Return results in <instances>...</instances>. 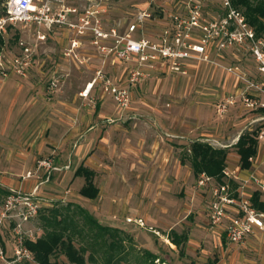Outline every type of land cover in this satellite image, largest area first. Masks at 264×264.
<instances>
[{"label":"rangeland","instance_id":"obj_1","mask_svg":"<svg viewBox=\"0 0 264 264\" xmlns=\"http://www.w3.org/2000/svg\"><path fill=\"white\" fill-rule=\"evenodd\" d=\"M6 1L0 0V19L5 17ZM253 2L264 3V0ZM34 3L39 6L47 3L54 17L60 11H72L73 16L70 18L68 13L64 23L49 27L41 22L5 25L0 29V176L17 172L11 177L23 180L31 173L32 178L39 177L41 181L39 175L43 173H36V162L58 154V165L63 166L70 161V141L89 133H94L91 153L99 147L102 152L100 162L95 164V185L99 188L96 200L86 204L78 199L73 181L67 177L55 195L39 196L41 208L37 216L24 225V242L35 241L43 235L40 218L49 215L48 210L77 204L102 225L124 230L133 238L137 249L150 250L167 264H264L263 234L249 236L242 245H229L223 239L222 229L209 225L204 209L206 196L196 188V177L186 155L192 141L201 140L217 148H227L229 167L241 170L234 144L241 134L258 132V156L264 158V113L261 111L264 72L254 53L257 46L264 55V34L257 40L254 37L232 44L220 41V37L210 39L207 57L188 61L185 73L153 71L130 87L126 110L108 109L102 113L101 107L95 111L97 102L114 103L111 94L105 91L104 82L111 81L109 76L112 75L113 80L121 79L120 82L127 85L128 72L123 74L118 70L104 76L99 70L93 79L99 85L94 86L96 89L88 97H81L87 81L84 77L89 74L85 67L90 62L89 54L80 52L79 45L72 47L75 37L67 45H61L58 30L67 27L76 32L68 25L88 21L84 32H90L91 46L100 56L104 54L102 48L112 44L114 34L124 35L131 24L140 20L135 38L154 40L167 31L171 39L176 33L173 16L187 20L189 10L198 6V20L207 24L222 20L226 9L220 0H36ZM91 27L106 37H96ZM190 33L195 40L202 35L197 28ZM73 69L81 77H71ZM250 83L255 87L248 88ZM74 93L78 96L77 112L69 108L74 102ZM231 97L234 103L220 115L217 104ZM243 97L254 101L255 107L248 108ZM58 102L64 104L65 109H54ZM75 115L84 123L75 126ZM119 137L126 145L122 151H118L122 147ZM166 151H171L174 157L168 164L176 167L171 182L168 173L163 175L161 156L158 157ZM120 156L129 161H119ZM135 163L143 168L141 174H135ZM151 165L157 166L158 173L155 178L152 175V179L147 175ZM77 166L72 162L69 169L62 172L71 173ZM258 169L264 181V169ZM38 186L35 187L37 192ZM260 199L264 201V193ZM4 200L0 201V207ZM126 217L143 218L145 222L139 227L126 222ZM171 229L192 234L194 248L188 259L180 257L178 251L170 249L163 241ZM3 233L1 241L10 256L15 245L14 234L10 228ZM30 255L21 264H34L31 252ZM52 261L70 264L60 252ZM87 264L93 263L88 261ZM96 264L104 263L99 260Z\"/></svg>","mask_w":264,"mask_h":264},{"label":"built area","instance_id":"obj_2","mask_svg":"<svg viewBox=\"0 0 264 264\" xmlns=\"http://www.w3.org/2000/svg\"><path fill=\"white\" fill-rule=\"evenodd\" d=\"M34 1L36 0H7L5 17L0 19V29H3L5 25H30L41 22L49 27L54 23H64L66 14L73 13L72 11H60L54 17L51 13L52 9L47 3L39 6ZM220 1L227 13L218 22L200 23L198 6L189 10L187 20L181 16H173L176 33L171 39L167 31L154 40L144 37L135 38L134 34L139 30L142 20L139 23L131 24L124 35L115 36L114 34L112 44L103 47L102 50L105 56H112L117 62L130 64L128 84L118 86L110 80H106L104 88L111 94L120 110H126L129 107L130 87L149 77L151 72L182 74L185 73L186 62L197 58H206L210 39L216 40L220 37V41L229 44L254 39L252 29L245 22L243 16L233 8L232 0ZM87 25L89 22L83 21L82 25L69 24L68 26L75 28L77 35H83ZM193 28L202 31L199 39L195 40L190 37V31ZM90 30L96 37H106L95 27H91ZM75 43H72V47ZM254 53L261 61L264 72V55L257 46ZM253 87L255 86L252 83L248 85L250 89ZM243 101L251 109L256 105L248 97H243ZM233 103V97L218 103L217 112L220 115L224 114ZM261 107H264V104H261ZM249 162L250 168H241V170L230 168L227 162L222 171L221 180L204 173L198 175L195 180L196 188L206 196L209 225L213 228H221L224 241L229 245H242L249 236L257 233L264 235V212L256 209L252 202L255 191L264 193L263 174L258 169L259 167L264 169V158L259 159L257 154L249 158ZM35 170L37 174L43 173L49 176L55 170L52 159L50 157L39 159L36 162ZM31 175L28 173L22 179L31 178ZM36 192L37 188H34L30 193L11 190L0 207V264H21L24 259L31 256L24 247L22 231L24 225L35 218L41 208V200ZM126 222L134 223L139 227L143 226L141 219L127 218ZM8 228L12 229L15 240L10 256L1 241V235L3 236L4 230Z\"/></svg>","mask_w":264,"mask_h":264},{"label":"trees","instance_id":"obj_3","mask_svg":"<svg viewBox=\"0 0 264 264\" xmlns=\"http://www.w3.org/2000/svg\"><path fill=\"white\" fill-rule=\"evenodd\" d=\"M232 3L254 30L255 39L260 38L264 34V3L253 0H232ZM261 111L264 113V108ZM257 134L258 132L241 134L234 144L242 169H249V158L258 154ZM227 154V148L194 141L186 155L195 177L204 173L221 180ZM74 175L84 178L79 195L95 200L99 190L94 184V172L80 165ZM8 194V190L0 187V201ZM260 197L261 193L255 191L252 202L256 209L264 212V201ZM48 213L49 215L44 214L40 218L43 235L35 241L24 242L25 248L32 254L34 264H58L52 261L57 252L62 253L70 264H87L88 261L96 264L99 260L104 264H119L121 261L124 264H167L152 251L137 249L133 238L124 230L102 225L77 204L52 208ZM168 237L178 248L179 256L183 257L187 234L171 230Z\"/></svg>","mask_w":264,"mask_h":264},{"label":"crops","instance_id":"obj_4","mask_svg":"<svg viewBox=\"0 0 264 264\" xmlns=\"http://www.w3.org/2000/svg\"><path fill=\"white\" fill-rule=\"evenodd\" d=\"M68 16H70V18H72L73 15H72V13H70V14H68ZM58 31H59V34H61V37L58 39V41L61 43V45H64V46H65V44L67 45V43L70 42L71 40H74L73 38L75 37L74 41L76 42L77 47H78V45L81 46L80 52H83L87 55L89 54L88 55L89 61H90L89 65L85 64L86 69H89V70H87V73H89V74L87 77H84V78H87V81H86L87 83L85 82L86 84L85 83L83 84V86L85 85V87H84V89H82L81 93L85 90L87 84H89L90 82H93V79L95 78V75L97 74V72L99 70H102L104 76L109 75V74H115V71H118V70H122L123 74L128 72V70L130 68V64H126L123 62H117V61H115L114 57H112V56H105V54H101L99 56V54L98 55L95 54L96 52H95L93 46H91L92 44H91L90 39L92 36H91L90 32H87L86 34L84 32L83 35L79 36L76 34L75 31H72V29L67 28V27L64 28L63 30H58ZM187 63L188 62H186L185 65ZM70 74H71L70 75L71 77L72 76H74L76 78L81 77V76H79V74L74 69L70 72ZM109 78H111V81L115 85H118V86L123 85L120 82L121 79L120 80L118 79V81H117L114 78V80H113L112 75H110ZM95 85L98 86L99 84L94 83V85H93L91 91L89 92L88 96L90 94H92V92H94V90L96 89V88L94 89ZM80 96H81V94H80ZM81 97H83V96H81ZM83 98H85V97H83ZM73 99H74V102L73 103L71 102L69 108H70V110L77 112L78 108H79L78 103H76V101L78 99L77 93H74ZM56 105L57 106H53L54 109L55 108L56 109H65L64 104H62L61 102H58ZM100 107H101L102 113H104V111L108 110V109L112 110L113 112L119 109L115 102L113 104L111 102H105V103H100V102L98 103L97 102L95 111L98 110ZM75 118H76L75 119V123H76L75 126H77L78 123L79 124L84 123V120H81L80 116L75 115ZM101 118L102 117H100L99 119H101ZM93 134L94 133H89L88 135H85L84 137L82 136L83 138L75 137L73 140L70 141V144H69L70 161L63 164V166L58 165V161H59V155L58 154L57 155L51 154V155L47 156V157H50L52 159L53 166H54L55 170H53L49 176H47L46 174H40L39 176H41V181H40L39 177L38 178L37 177H33V178L31 177L28 179L20 180L19 178L11 177L12 174L13 175L17 174V172H14V171H12L14 173L5 172L4 175L2 174V176H0V187L8 190L9 192L11 190H15V191L19 190V191L24 192V193H30L33 191V189L36 186H38L37 184L39 182H42V184L38 186L37 195H39L40 197H42V195L49 197V196H52L53 194L55 195V193L57 192V189L60 188L59 185L62 186L64 180L67 179V177H71V180L73 181V185L75 186V189L77 190L78 199H80L81 201H83L86 204H90L94 200H89V199H86V198L79 195V190L81 189V187L84 184V178L80 177V176H75L74 174H75L76 169L80 165H83L84 167H87L88 169H90L94 172V179L93 180H94V184H95V180H96V173L95 172L97 171L95 164L100 162V159H101L100 153L102 152V150H101V147H99L97 150H95L93 153H91L90 149L93 147V140H92ZM194 141L203 142L201 140H194ZM194 141H192V142H194ZM118 142L122 146V147L118 148V151H122L123 149H125L126 145H123L125 142H124L122 137L118 138ZM189 147L187 148V151H186L187 153L189 152ZM132 151H133V153H136L135 148H133ZM160 156H161L160 167L162 169V173H163V175L168 173V175L170 176L168 180H169V182H171L172 177L175 174L174 169L176 168L174 166L175 164L173 166L168 164L170 161L172 162V159L174 160V157H172V152L166 151V153H164L163 155H159L158 157H160ZM124 159L126 161H129L123 156H120L119 161H123ZM130 160H135V159H130ZM72 162L78 164L77 168L74 169L73 171H71V173L62 172L63 170H68L70 167V164ZM226 163H227V161H226ZM156 167H157L156 165H151L147 169L148 170L147 175H149L151 179H152V177H151L152 175L154 178L157 177L156 175H158ZM190 167H191V165H190ZM134 170H135V174L136 173L141 174V171H143V168L141 167V165L135 163ZM191 170H192V168H191ZM19 172H21V171H19ZM98 190H99V188H98ZM42 191H43V194H41ZM204 209L206 210V206L204 207ZM127 218H130V217H126V219ZM137 219L142 220L143 218H137ZM144 222L145 221H143V223ZM171 230H174V229H171ZM174 231L177 232L178 234H180V233H186L187 234L188 239L184 245V257L185 258H183V259H186V258L188 259L190 256H192L191 253H192L193 248H194L193 247L194 239L192 237V234L188 233L187 231H177V230H174ZM169 232L166 234V236L163 237V241L170 247V249L178 251V248L175 247V245H173L170 242V239L168 237ZM154 233H155V235L159 236V234L157 232H154Z\"/></svg>","mask_w":264,"mask_h":264},{"label":"bare ground","instance_id":"obj_5","mask_svg":"<svg viewBox=\"0 0 264 264\" xmlns=\"http://www.w3.org/2000/svg\"><path fill=\"white\" fill-rule=\"evenodd\" d=\"M34 9V7H33ZM77 44L75 43V45H73L74 48H76ZM93 82H90L89 84H87L85 90L81 93V96L83 97H87L89 92L91 91L92 87H93Z\"/></svg>","mask_w":264,"mask_h":264}]
</instances>
